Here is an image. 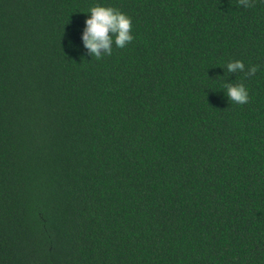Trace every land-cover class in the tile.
Instances as JSON below:
<instances>
[{
  "label": "trees",
  "instance_id": "obj_1",
  "mask_svg": "<svg viewBox=\"0 0 264 264\" xmlns=\"http://www.w3.org/2000/svg\"><path fill=\"white\" fill-rule=\"evenodd\" d=\"M0 264H264V0H0Z\"/></svg>",
  "mask_w": 264,
  "mask_h": 264
},
{
  "label": "clouds",
  "instance_id": "obj_2",
  "mask_svg": "<svg viewBox=\"0 0 264 264\" xmlns=\"http://www.w3.org/2000/svg\"><path fill=\"white\" fill-rule=\"evenodd\" d=\"M238 3L244 8L252 6V0H238ZM85 13L89 15L83 21L80 39L87 55L97 59L110 56L113 46L124 48L133 41L132 18L126 13L106 3H96ZM259 67L256 64L249 65L247 75H255ZM222 68L224 73L225 69L231 74L244 72L245 63L240 59H230ZM223 91L228 101L236 104H246L250 99L249 91L243 83H232L226 79Z\"/></svg>",
  "mask_w": 264,
  "mask_h": 264
}]
</instances>
